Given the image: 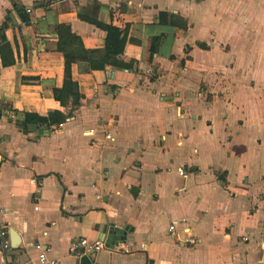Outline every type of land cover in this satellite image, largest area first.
I'll list each match as a JSON object with an SVG mask.
<instances>
[{
	"label": "crops",
	"instance_id": "0c3cea01",
	"mask_svg": "<svg viewBox=\"0 0 264 264\" xmlns=\"http://www.w3.org/2000/svg\"><path fill=\"white\" fill-rule=\"evenodd\" d=\"M61 27L85 50L125 32L133 70L73 63L61 106ZM110 226L127 252L91 264H264V0H0V264H80L70 242Z\"/></svg>",
	"mask_w": 264,
	"mask_h": 264
},
{
	"label": "trees",
	"instance_id": "16d2710c",
	"mask_svg": "<svg viewBox=\"0 0 264 264\" xmlns=\"http://www.w3.org/2000/svg\"><path fill=\"white\" fill-rule=\"evenodd\" d=\"M93 23L99 26L97 22ZM108 31L109 36L105 41L104 49L85 50L80 40L71 34L69 28H58V48L65 54L64 79L60 89H53V97L61 106L66 107L70 99L76 100L79 97L74 92L76 85L71 79V66L73 63H76L79 71L84 73L92 70H101L105 66L129 72L133 70L134 62L122 56L126 33L110 28ZM70 54L77 58L69 57ZM65 119L66 117L60 112H51L46 117L24 114L23 120L19 123V128L23 133L27 131L28 125H45L52 129L56 125L63 123Z\"/></svg>",
	"mask_w": 264,
	"mask_h": 264
},
{
	"label": "built area",
	"instance_id": "2783aa9c",
	"mask_svg": "<svg viewBox=\"0 0 264 264\" xmlns=\"http://www.w3.org/2000/svg\"><path fill=\"white\" fill-rule=\"evenodd\" d=\"M27 12L29 13L30 10L27 9ZM146 73L148 75H150L151 77H154V73H153V70L152 69H148L146 71ZM63 126V123L59 124V125H56L55 127L52 128V132H57L58 130H60ZM94 133V130H89L88 132L85 133L86 136H92ZM105 139L106 140H110V136L107 135L105 136ZM178 174L179 176H184L185 175V171L183 169H179L178 170ZM178 223L177 222H172L170 225H169V232L170 233H176L178 232ZM183 232L185 234L188 233V230L183 227ZM7 233L5 231H1L0 232V237L2 238V243H1V246H2V250L6 251L8 249H10V245H9V242L7 240V238L5 237ZM185 242L188 244V245H194L195 244V239L192 237V236H189L187 235L186 239H185ZM121 246L120 244H118L116 246V249L115 251H119V250H122L124 252H127V250H124V248L121 249ZM103 249H106L105 248V245H104V242H100V241H95V242H92V243H89L86 241V239H79V240H72L69 244V253H78L79 250H84V251H87V252H90V253H96L100 250H103ZM85 255V254H84ZM38 262L40 264H57L54 260H51V259H48L45 255V253H40L38 255Z\"/></svg>",
	"mask_w": 264,
	"mask_h": 264
},
{
	"label": "water",
	"instance_id": "95a60500",
	"mask_svg": "<svg viewBox=\"0 0 264 264\" xmlns=\"http://www.w3.org/2000/svg\"><path fill=\"white\" fill-rule=\"evenodd\" d=\"M128 232V227L120 230L118 228H114V226H110L108 230L106 229L102 234V241L104 242L105 248L110 250H115L116 246L120 242H124L126 240V235ZM6 238L9 239L10 249L15 250L18 248L20 239L19 235L13 230V228H9L8 233L5 235ZM93 253L85 254L80 258V264H91L89 256ZM149 264H152L150 262Z\"/></svg>",
	"mask_w": 264,
	"mask_h": 264
},
{
	"label": "rangeland",
	"instance_id": "374dc122",
	"mask_svg": "<svg viewBox=\"0 0 264 264\" xmlns=\"http://www.w3.org/2000/svg\"><path fill=\"white\" fill-rule=\"evenodd\" d=\"M1 250H2V246H1ZM3 251V250H2ZM3 253V252H2Z\"/></svg>",
	"mask_w": 264,
	"mask_h": 264
}]
</instances>
